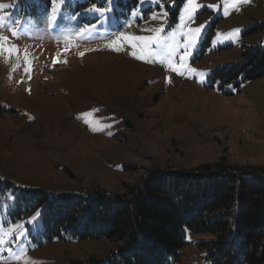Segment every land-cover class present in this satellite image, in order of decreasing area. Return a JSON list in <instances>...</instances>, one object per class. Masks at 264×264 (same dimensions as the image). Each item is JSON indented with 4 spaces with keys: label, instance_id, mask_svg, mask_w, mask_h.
Masks as SVG:
<instances>
[{
    "label": "rangeland",
    "instance_id": "374dc122",
    "mask_svg": "<svg viewBox=\"0 0 264 264\" xmlns=\"http://www.w3.org/2000/svg\"><path fill=\"white\" fill-rule=\"evenodd\" d=\"M15 2L0 0L7 6L0 8L6 24L22 33L11 38L21 50L20 66L13 71L15 58L0 57L2 178L50 193L99 187L123 194L125 185H137L154 166L190 169L221 160L264 166V75L222 82L214 74L264 42V0L240 4L239 10L229 7L233 0H196L203 7L192 21L184 13L186 0H138L129 8L116 0H57L51 24L54 5L47 13L19 16ZM93 5L110 11L100 15L90 11ZM153 14L158 19H150ZM200 25L205 27L184 61L197 73L166 70L159 61L167 59L168 45L176 46L178 63L188 30ZM84 26H94L90 37H76ZM159 28L152 63L134 59L130 47L119 52L107 47L120 32L155 36L146 29ZM236 29L238 35L230 38ZM0 35L11 37V32L0 30ZM25 48L31 54L30 79ZM57 56L61 62L53 66ZM96 121L110 127L91 131ZM8 197L0 205V236H11L0 244V264H75L115 248L104 239L41 244L44 205L12 219L14 195ZM214 237L188 231L173 264H209L202 243Z\"/></svg>",
    "mask_w": 264,
    "mask_h": 264
},
{
    "label": "trees",
    "instance_id": "16d2710c",
    "mask_svg": "<svg viewBox=\"0 0 264 264\" xmlns=\"http://www.w3.org/2000/svg\"><path fill=\"white\" fill-rule=\"evenodd\" d=\"M116 1L129 8L138 0ZM70 2L65 4L69 10ZM15 3L19 16L47 13L53 5L52 0ZM214 74L222 82L263 76L264 42L242 61L223 65ZM125 189L123 194L99 187L49 194L0 176V205L14 195L12 219L44 205L41 244L53 239H104L115 244L106 254L75 264H173L182 255L188 231L215 235L202 243L209 264H264V166L222 160L190 169L154 166L146 169L137 185Z\"/></svg>",
    "mask_w": 264,
    "mask_h": 264
},
{
    "label": "snow or ice",
    "instance_id": "6c2138e0",
    "mask_svg": "<svg viewBox=\"0 0 264 264\" xmlns=\"http://www.w3.org/2000/svg\"><path fill=\"white\" fill-rule=\"evenodd\" d=\"M64 0H59V3L62 4ZM251 0H233V2L229 5V7L235 8L236 10H239V5L240 4H247L250 3ZM53 3V11H52V16L49 17V23L51 24L54 21L55 18V13L57 11L55 5L57 3V0H52ZM7 7L6 5H0V8ZM203 7L202 5H198L196 3V0H186V5L184 8V13L186 14L187 20L192 21L195 17V14L197 12V9ZM208 7H213V6H208ZM90 11L98 13L100 15H104L105 12L110 11V9L107 8H101L93 5V7L90 9ZM135 15V13H133ZM164 17L167 16V13L164 12L162 13ZM224 15H228L227 8L225 9ZM150 19L156 20L158 19L157 15L153 14ZM183 19V17H182ZM15 24H20V21H15ZM205 25H200L198 27L192 28L188 30L187 38H186V43H185V49L184 51L180 54L179 56V62L177 63L175 61V56H176V46L175 45H168V57L166 60L161 59L159 62L161 64H164L166 67V70H170L177 75H185V72H191L193 74L197 73L196 69L189 68L187 65L184 63L185 58L190 55V52L188 51V48L193 47L194 43L199 39V35L201 34L203 28ZM0 30H6L11 32V37L8 35H0V57H2L5 62H7L11 58H15L16 63L13 64V71L20 66V48L18 45L14 44L11 42V38H18L21 36V31L19 28H11L8 27L6 24V17L4 15H0ZM94 30V26H84L81 28L79 31H77L74 35L76 37H79L81 39H87L90 37L92 31ZM146 31H154L157 33L155 36H142V35H135L131 33H125V32H120L119 35L115 37L111 43L107 45L110 50L113 51H121L124 50V48L130 47L132 51L129 52V55L132 56L134 59L146 62V63H152L153 60L151 59V56L154 53V49L152 47L153 44H158L159 41V33L163 31V28L159 29H146ZM239 29H236L230 36L235 37L239 33ZM65 44L70 45L71 40L69 37H65ZM69 48L65 47L63 51H68ZM85 53L80 52L79 55L83 57ZM31 54L28 52L27 48L24 49L23 51V58H24V64L26 67L24 68V71L29 75V79L31 78L30 72H31ZM61 61L59 60V57L57 56L56 58L53 59L52 64L55 66L57 63H60ZM66 63L67 61H63ZM200 75H204V73H199ZM167 82H171L170 77H166ZM30 91V89L28 90ZM31 118V117H30ZM88 123V121H86ZM95 124L97 125L96 127H91V131H103L105 127H110V125H100L99 121H96ZM111 135V133H108ZM35 220L36 217H33ZM11 233L5 232L3 236H0V244L7 242L5 240V237H10ZM21 257L17 256L16 259L19 260Z\"/></svg>",
    "mask_w": 264,
    "mask_h": 264
}]
</instances>
